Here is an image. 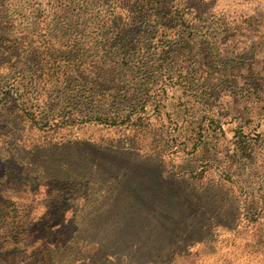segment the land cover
<instances>
[{
	"label": "rangeland",
	"instance_id": "1",
	"mask_svg": "<svg viewBox=\"0 0 264 264\" xmlns=\"http://www.w3.org/2000/svg\"><path fill=\"white\" fill-rule=\"evenodd\" d=\"M171 5L174 13L184 14L183 21L160 30L149 8L130 27L125 14L113 11L121 17L114 28L107 21L108 4L97 0H0V190L12 183L23 192L13 198L10 215L44 218L48 205L56 206L59 190L72 204L85 203L83 211L77 208L65 213L63 222H53L52 234L29 236L35 258L44 264H153L135 256L139 246L113 241L126 230H161L143 216L122 224L104 242L99 236L78 243L97 208L105 206L104 188L61 182L71 178L63 162L92 179L94 169L82 162L102 146L127 140L140 159L158 166L162 178H179L193 193L210 194L205 203L197 202L200 230L188 234L184 244L195 241L175 244L170 260L160 256L156 264H264V2L174 0ZM127 29L133 41L129 53L105 45ZM98 68L116 74L117 97L126 101L121 113L141 106L153 114L160 110L147 131L134 135L71 115L81 109L78 101L84 102L82 87H71L78 91L68 96L64 84L55 86L50 76L62 81L70 75L78 83V76ZM40 71L47 75L44 86L37 85ZM9 104L20 117L6 116ZM24 107L40 125L23 116ZM109 109L103 113L110 115ZM69 114L63 119L68 122L61 120ZM161 124L163 131L149 130ZM15 166L22 179L16 183ZM3 229L0 222V264L30 261L34 248L9 250Z\"/></svg>",
	"mask_w": 264,
	"mask_h": 264
},
{
	"label": "trees",
	"instance_id": "2",
	"mask_svg": "<svg viewBox=\"0 0 264 264\" xmlns=\"http://www.w3.org/2000/svg\"><path fill=\"white\" fill-rule=\"evenodd\" d=\"M97 1L100 4H108L109 10L107 13L110 17H108L107 21L114 28L118 27L121 17L119 15L117 17L113 11H117L121 15L122 13L125 14L128 27L137 19L141 22L142 17H145L147 14L145 12L147 8L150 9L152 16L157 20L160 30L169 28L168 25L175 21H183V13H174L172 11L171 4L174 0ZM261 1L264 2V0ZM190 21L188 20V22ZM130 30L127 29L126 33L121 34L119 37L108 39L105 45L110 49L120 50L121 54L129 53L133 46V41L129 40ZM176 34L179 36L178 32ZM46 76L42 72L37 75L38 86L46 85L47 81H43ZM50 77L55 82V86L60 87L63 83L64 87L67 88L66 91L70 93L68 96L71 97L77 94L74 91H78L72 90L71 87L73 89L79 86L82 87L79 89L81 92L79 96L83 98L84 102L78 101L79 103H77L81 109H76L71 114L84 117L82 123H95L108 127L125 128L136 135L140 132L147 131L149 125H152L151 122L148 123L149 119L155 120L161 114L160 110H158L160 114L158 112L156 114L147 112L143 106L140 108H132L127 112L121 113L119 106L126 104V101H120L118 99L117 87H115L118 79L116 74L110 71H104L98 68V71L92 75L78 76V83H74L75 80L70 75H66L62 81L57 76L52 75ZM107 92L111 93L106 95ZM19 100H22L21 106H25L23 102L25 99L21 97ZM17 106V109L20 110V106ZM13 108L14 105L12 106V104L7 106L6 109H9V111L7 112L5 110L6 116L11 118L14 113L13 119L20 117L15 115L16 111L14 112ZM109 108H113L114 111H111L113 116L103 113L105 112L104 110L110 111L111 109ZM26 109H22L24 112V114L22 113L23 116L27 117L31 124L40 125L38 116L34 113H28ZM64 118H70V114L67 117L62 116L61 120ZM63 121L68 122V120ZM47 125L44 124L42 126L46 127ZM156 128H150L149 130L163 131L166 127L164 124H161ZM132 144V140L118 141L115 144L110 143L108 146L98 148L92 157L82 162L85 169H94L92 174H96V176L92 179H88L87 175L81 177L79 174H74L72 171V163L68 161L63 162V167L66 169V173L70 174L71 178L67 179L68 177H65V180L61 182L63 185L68 184L74 187L81 185L83 188H87L89 185H93L97 189L104 188L101 191V201L105 206L97 208L98 213L95 214L93 220L87 226L88 232L86 238L79 239L80 241L78 243H93L94 240H98L97 237L99 236H103L102 242H104L119 226L128 223L130 220H134L137 216H143L145 217L146 223L151 219L155 220L156 225L161 230H157L155 234H152L148 229L144 231L134 229L132 231L126 230L125 232L114 234L113 241L116 243L122 241L124 243L123 246L128 248L132 245L139 246L140 252H135V256L140 255L145 261L156 264V259L160 256L166 260H170L171 257H169V254L171 252L172 254L176 253L173 250L175 244L182 243L181 247H186L195 241L193 239L184 244L185 240L190 238H186L188 234H193L198 229L200 230V225L198 223L196 225L195 223L198 208L201 207L198 206L197 202L204 201L205 203V200L207 201L209 199L210 194H207L206 191H203L202 194L193 193L190 185L182 179L171 177L162 178V171L158 166L150 164L151 161L147 158L140 159V155L137 154ZM73 161L78 162L77 159ZM11 164L14 163L11 162ZM13 172H16L13 179L14 183L22 180L18 178L20 173L19 167L15 166ZM16 186L15 184L9 183L3 187L6 189L0 190V222L4 227L1 231L3 241L9 244V250L13 252H16L18 249L26 251L28 248H34L30 254L31 260L26 261L24 264H44L45 259L40 260L35 258L37 249L33 247L35 243L31 244V241L29 242V236L37 233H44L46 236L52 234V231H54L53 222L57 221V219L63 222L65 213L73 212L74 214L77 208H81L83 211L85 203L84 201L81 203L76 201L74 205L69 201L71 197L61 194V190H59L56 206L51 208V205H48L44 218L27 221L25 214L10 215L11 211L14 212L13 205L15 201L13 198L17 199L23 193ZM134 226L136 229H139L136 223H134ZM144 226L146 228L147 225L145 224ZM108 228L112 232L105 233ZM39 238L37 237V239ZM96 242L99 244L98 241ZM42 251L43 257L47 256V252H44L47 249L43 248ZM23 261H18L16 264H22Z\"/></svg>",
	"mask_w": 264,
	"mask_h": 264
}]
</instances>
